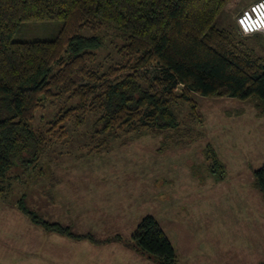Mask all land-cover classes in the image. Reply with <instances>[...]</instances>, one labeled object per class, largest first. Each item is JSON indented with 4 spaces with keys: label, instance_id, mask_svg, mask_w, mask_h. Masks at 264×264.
<instances>
[{
    "label": "rangeland",
    "instance_id": "1",
    "mask_svg": "<svg viewBox=\"0 0 264 264\" xmlns=\"http://www.w3.org/2000/svg\"><path fill=\"white\" fill-rule=\"evenodd\" d=\"M254 1L230 0L218 24L237 25ZM62 25L61 19L26 21L13 38L53 39ZM237 33L264 57L262 33ZM123 42L118 30L106 27L98 63L120 61L115 45ZM192 97L201 120L180 104L178 133H118L97 150L92 118L81 126L70 120L66 134L56 137L36 165H13L4 182L8 193L0 196V264H155L131 246L132 232L146 214L160 221L178 264H264V195L254 177L264 164L262 104ZM74 102L62 99L40 108L31 127L46 130L57 109ZM209 145L222 172L211 168ZM20 199L75 233L114 240L94 243L45 230L22 212Z\"/></svg>",
    "mask_w": 264,
    "mask_h": 264
},
{
    "label": "trees",
    "instance_id": "2",
    "mask_svg": "<svg viewBox=\"0 0 264 264\" xmlns=\"http://www.w3.org/2000/svg\"><path fill=\"white\" fill-rule=\"evenodd\" d=\"M229 1L0 0V196L8 193L4 182L12 166L36 165L66 134L70 120L81 126L92 118L93 148L99 150L118 133H178L180 104L201 120L194 93L257 99L264 111V57L248 37H239L238 25L218 24ZM52 19L63 20L55 38L14 40L21 23ZM106 27L124 39L115 45L121 60L107 66L97 61ZM62 99L76 102L59 107L46 130H34L38 110ZM206 152L212 170L222 172L214 147ZM254 177L264 195V164ZM19 207L45 230L94 243L114 240L75 233L23 199ZM131 239L155 264H178L177 250L154 215L143 216ZM115 240L124 241L118 235Z\"/></svg>",
    "mask_w": 264,
    "mask_h": 264
},
{
    "label": "built area",
    "instance_id": "3",
    "mask_svg": "<svg viewBox=\"0 0 264 264\" xmlns=\"http://www.w3.org/2000/svg\"><path fill=\"white\" fill-rule=\"evenodd\" d=\"M237 25L245 35L262 33L264 35V0H256L237 17Z\"/></svg>",
    "mask_w": 264,
    "mask_h": 264
}]
</instances>
